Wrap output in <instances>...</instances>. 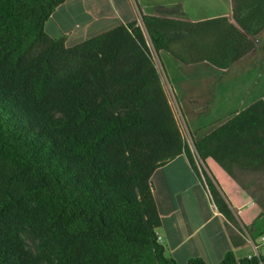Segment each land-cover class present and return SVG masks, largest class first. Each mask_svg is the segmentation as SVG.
Listing matches in <instances>:
<instances>
[{
    "label": "trees",
    "instance_id": "16d2710c",
    "mask_svg": "<svg viewBox=\"0 0 264 264\" xmlns=\"http://www.w3.org/2000/svg\"><path fill=\"white\" fill-rule=\"evenodd\" d=\"M64 2L0 0V264H176L157 241L150 179L183 153L228 222L236 225L202 168L207 159L264 216V188L259 197L256 181H242L264 178V101L192 141V151L153 60L164 52L227 68L264 30V0H231L234 24L190 23L176 7H155L139 24L72 47L44 30ZM261 263L264 255L236 260L229 251L219 264Z\"/></svg>",
    "mask_w": 264,
    "mask_h": 264
},
{
    "label": "crops",
    "instance_id": "0c3cea01",
    "mask_svg": "<svg viewBox=\"0 0 264 264\" xmlns=\"http://www.w3.org/2000/svg\"><path fill=\"white\" fill-rule=\"evenodd\" d=\"M155 7H176L177 13L184 14L181 19L190 23L221 17L233 23L231 0H65L46 21L44 30L52 39L63 38L65 46L72 47L118 26L139 24L140 14L156 15ZM263 35L264 30L252 39L253 50L225 69L207 62H178L189 93L196 96L189 98L190 108H183L185 117L181 111L193 142L255 101H264V59L259 61L264 53ZM231 96L235 107H217ZM202 168L228 201L236 225L217 211L201 168L198 166V176L183 153L155 170L150 179L161 220L156 234L164 255L176 264H186L192 258L219 264L229 251L236 260L251 258L254 254L241 228L257 241L264 233L260 207L212 159L205 160Z\"/></svg>",
    "mask_w": 264,
    "mask_h": 264
},
{
    "label": "rangeland",
    "instance_id": "374dc122",
    "mask_svg": "<svg viewBox=\"0 0 264 264\" xmlns=\"http://www.w3.org/2000/svg\"><path fill=\"white\" fill-rule=\"evenodd\" d=\"M262 37L264 39V35ZM263 59H264V53L262 52V54H260V56H259V61L262 62ZM157 60H158V64L160 65V68L158 67L160 77L163 79V81H165V83L163 82V85H164V89H165L167 98H168L170 104H172L173 101H175V107H177V109L179 110V112L181 114L180 116H181L182 120L184 121L183 124H184V128L186 131L184 132L182 127H181V129L184 132V135L187 136V138L189 140V144H190L189 147L193 151V142H192V139L190 138V134L188 132V129H187V126L185 123L186 118L184 119V117H185L184 112L185 111L183 110V108L184 107L190 108L191 107L190 106V100H192V99L189 100V98L196 97V96H192L189 93V90L186 87V83L183 80L182 71H184V70L181 67L179 68L180 64L176 60H174L171 56H169L168 54H166L164 52H161L158 54ZM167 85L170 87V89L168 88ZM202 97H205V96H202ZM219 97L222 100L225 98L224 95L219 96ZM196 100L199 101V99H196ZM234 105H235V99L231 96L227 102L222 101L219 104V106H217V107H235ZM175 107H172L174 112H175ZM181 111H183L184 117H183V114ZM177 119L180 120V118H177ZM248 180L256 181L258 186L257 185L254 186L251 190L254 191L253 193H256L259 197H261L259 190H260L261 186H262V188H264V178H261L259 180V179L253 178V177H248Z\"/></svg>",
    "mask_w": 264,
    "mask_h": 264
},
{
    "label": "built area",
    "instance_id": "2783aa9c",
    "mask_svg": "<svg viewBox=\"0 0 264 264\" xmlns=\"http://www.w3.org/2000/svg\"><path fill=\"white\" fill-rule=\"evenodd\" d=\"M153 60L155 63V67H156L157 71L159 72L160 65L158 64V60H157V57L155 54L153 56ZM160 81H161L162 87L164 89L163 82L165 83V81H163V79L161 77H160ZM168 88L170 89L169 86H168ZM164 92H165V89H164ZM165 94H166V92H165ZM166 97H167V95H166ZM168 103H169V100H168ZM169 105H170L171 110L173 112L174 118L177 122V125L181 131L183 139L186 140V142L189 144V140H188L187 136L184 135V132L186 131L184 128V124H183L184 121L182 120V118L180 116L181 114H180L179 110L177 109V107H175V101H173L172 104L169 103ZM172 107H175V112H174ZM177 118H180V120H178ZM181 127L183 128L184 132L182 131ZM241 231H242L241 233H242V236L245 239V241H247L248 244L251 245V248H252V251L254 254L252 257H258L259 255H264V233H261L258 236L257 241L254 242V240H252V238L248 235V233L245 230H243V228H241ZM158 239L159 238H157V241H158ZM261 264H264V263H261Z\"/></svg>",
    "mask_w": 264,
    "mask_h": 264
}]
</instances>
